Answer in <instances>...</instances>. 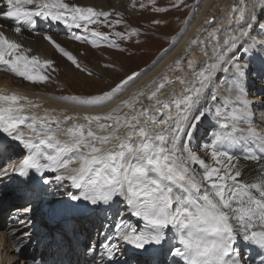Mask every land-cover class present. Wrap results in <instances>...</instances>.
Listing matches in <instances>:
<instances>
[{"label": "snow or ice", "instance_id": "6c2138e0", "mask_svg": "<svg viewBox=\"0 0 264 264\" xmlns=\"http://www.w3.org/2000/svg\"><path fill=\"white\" fill-rule=\"evenodd\" d=\"M0 5V20L10 21L11 30L18 35L44 21L90 34L91 40L75 32L70 38L93 47L99 46V40H107L108 34L89 25L120 23H109V11L67 0H0ZM258 7L264 11V2L234 0L228 9H221L220 20L215 15L206 20L207 25L220 26L212 29L207 42L189 41L190 45H203L204 59L189 57L190 75L176 76L181 87L172 88L163 99L162 90L173 83L167 73L110 111L98 114L57 112L20 92L0 90V134L27 153L11 171L37 185L41 180L43 185L52 183L46 173H54L60 187L78 190L79 194L70 195L77 202L73 208L107 212L115 206L114 232L101 244L105 264H119L116 257L123 253V245L131 246L134 256L148 258L138 259L137 264H150L152 254L163 251L165 242L170 245L165 254L173 258L172 264H253V258L245 254L249 246L264 254V166L255 178L245 179L239 158L229 151L236 145L242 151L252 148L250 141H259L260 151H264V137L252 127L254 116L246 93L252 69L245 57H254L257 48L264 51V39L252 35L258 26V35L264 36V23L256 15ZM8 30V25L0 23V69L33 84L46 83L51 78L47 69L56 71L54 61L29 55L31 49L6 35ZM184 31L186 28L172 46ZM137 34L136 29L127 36L112 33L125 40ZM44 39L76 68L86 70L51 35L45 33ZM110 46L118 47L115 42ZM170 50L165 49L160 58ZM175 63L173 73H183L181 60ZM140 75L133 72L100 95L50 99L85 108L103 107ZM260 79L264 80V72ZM144 99L151 103H143ZM208 120L215 126L202 150L211 163L201 158L193 144L200 126ZM243 158L259 162L261 157L245 151ZM8 171L0 169V177ZM128 217L143 221V226L137 227ZM23 235L31 238L30 232ZM16 251L20 252L19 246ZM88 251L94 254L95 246ZM32 264L42 262L33 260ZM259 264H264V258Z\"/></svg>", "mask_w": 264, "mask_h": 264}, {"label": "bare ground", "instance_id": "6f19581e", "mask_svg": "<svg viewBox=\"0 0 264 264\" xmlns=\"http://www.w3.org/2000/svg\"><path fill=\"white\" fill-rule=\"evenodd\" d=\"M120 1H123V0H67V2L69 3H75L83 7H93L100 11L101 10L108 11L109 7L119 6ZM148 1L152 2L153 0H148ZM262 2H264V0H259L258 5ZM233 3H234V0H203L201 5L198 6V10L196 11V13L193 15V17H191L189 24L182 29L180 28L179 34L185 28H186V31L183 32L182 36H179V39L175 42V46H172L170 43L169 44L170 47L168 46L166 49L170 48L171 50L168 51L166 55H163L162 59L160 57L163 54V51L158 52L159 54L155 57L156 59H154V61L159 60V62L156 63L154 67H152L151 65L150 70L147 73L145 72L146 74L142 78L140 79L137 78L135 79L134 82H130V86H126V90H124L122 94L119 97H117L112 103L107 104L106 106L99 107V108H85V107H79V106H76L70 103H65L59 100L50 99V97H62V96H69V95L63 92L56 91L54 87L57 88L58 86L55 83H50L51 84L50 89L48 88L47 91L41 88L33 89V88L24 87L22 86L20 81L18 80L14 81L13 79L9 78L10 75L4 78L0 77V90H5L7 92H13V91L20 92L22 94L29 96L31 99L41 101L43 104V107L49 108V109H55L57 112L62 111V112H65L66 114H74V113L83 114L85 112H88L89 114H98V113H106L110 111L121 100L128 98L133 92L137 91L138 89L144 88V86L149 84L154 78L160 79L165 73H167L169 79H171L173 83L171 85H168L162 90V95L160 96V98L161 99L166 98L169 92L172 90V88L181 87V85H179V83L176 82V76H180L184 74L190 75L189 70H188V64H187L188 58L195 57L197 60L204 59V56L201 53V47H203V45H201L200 47H197L196 45H190L189 41L198 38L199 40L207 42L208 34L212 31L213 28L219 27L220 25L217 23H213L212 25H207L205 24V21L212 19L213 15H215L216 20H220V18L224 15V12H222L221 9L226 10ZM126 5L130 7L131 3L127 2L124 6L126 7ZM191 10L192 8L189 9V12H191ZM258 10H259V7L256 9V15L257 16L262 15V13L258 15ZM134 11L135 10L131 9L128 12L132 15H135ZM114 20H115V17L110 16L109 21L113 22ZM0 23L6 24L9 26V30L6 32V35H8L11 39H14L22 43L26 48H30L31 51L34 48L36 49V47L45 48L46 46H50V43L44 39V34L46 32L39 33L41 29L52 31V26H55L57 29L56 32H58L60 29H65L66 32L69 31V29H66L64 26H61V25L51 26L47 22L38 21L34 30L30 31L28 29H25L21 34L18 35L14 31L11 30L10 21L0 20ZM258 32H259V28L257 27L253 31V34H252L253 37L255 39H264V37L258 35ZM52 38L56 42H60L64 40L63 42H60V43H64L66 42V39H68V37L58 36V34L57 36L56 35L52 36ZM255 50H256V54L258 55V57L264 60V51H261V50L259 51L257 49ZM29 55H32V53L30 52ZM209 55H211L210 51H209ZM178 59L181 60L180 67L184 69L183 73L181 72L173 73L172 71V69H175L177 67L175 61ZM256 74H259V73H254L251 76H249V78H253V76ZM122 75L123 74L118 75L117 79L120 78L122 80L123 78H125V77H121ZM52 80H53L52 78L49 79V81H52ZM258 87L259 88L254 89L255 96H257L258 94L259 95L264 94V82L263 81L259 82ZM145 90L147 91V89ZM249 101L253 102L255 101V99L253 100L249 99ZM143 103L148 104L151 102H149L147 99H144ZM124 111H127V109H125ZM250 112L252 113V108ZM257 121H258V118H257ZM80 122H83V121H80ZM255 122L256 120L253 121V123ZM206 123H207V126H204V124L201 125L199 132H198V136L202 140L199 142L200 144L199 148L201 149V151L203 149V145L208 141L213 131V127L215 126L214 122H212L211 120L206 121ZM244 127H247V126L245 125ZM252 127L261 137H264V121L262 122V125L256 123L255 125L252 124ZM205 129H207V133L205 132ZM250 143L252 144V148L245 149L243 151L240 149L239 145H236L229 149V151H231L234 154V156L239 158V166L243 172V178L245 179L255 178L261 166H264V151H260L259 141H250ZM245 151L255 152L257 155H259L261 157L259 159V162L244 159L243 156H244ZM203 152L204 151H202V153L198 152V154L201 156V158L203 159L205 158L207 162L211 163L209 156ZM3 153H6L7 155L9 154L11 157L10 158L11 160H9L6 163V165H4V168H7L9 170L8 174L6 176L0 177V179H2V181H0V198L2 199L0 201V264H25L26 257L32 258V259L37 258L38 261L42 260V263H44L43 258L45 256H48L54 264H59V263L63 264L64 259L68 256L67 253L69 251H74V249L72 248H76L77 246L82 244V241L80 240L83 238V236H82V233H78V232L84 231V237H85V234L88 231V229L90 227H95L96 223L95 222L92 223L90 219L83 217L84 218L83 220H76L78 231L75 234V236L77 237H75L74 241L71 238L66 237V235L63 233L64 243L61 241L62 238L61 240L58 238V239H55V242H51L50 245L48 244L46 245V243L39 244L36 238V234H34V232H35V227L40 222L39 220H41L43 212L40 210H36V209L34 210L31 209V211L25 212L24 209L32 208L33 202L36 201V199L38 198V195L42 192L44 196L41 197L42 199L39 200L40 202L54 201L55 198L62 196V191H64V189L67 190V186L60 187V185L56 184V182L53 179L55 174L46 173V176L52 180V183L49 184L51 188L47 192H44L41 190V191H38L36 194H33L34 196L32 197H27L25 195H12L10 191V187L13 183L12 176H10L12 172L11 168L15 164H18L20 160L23 159V157L27 153L24 149H22V147H20L17 144V142H14L11 140L7 142V146ZM198 171H199V168H198ZM40 183L41 184L43 183L42 180ZM65 185H67V182H65ZM55 186L57 188H55ZM69 193L70 195L73 193L76 194L77 191H74L73 189L70 188V186H68V194ZM17 201H21V202L16 203L14 205V203ZM28 221H31V223H28ZM113 221L115 222L114 219ZM129 221L131 222L130 219ZM21 222H24V223H21ZM28 227H30L31 229L28 230ZM25 232L31 233L30 239L23 235ZM49 233H50L49 230L44 231V234L46 236L45 242H47V238H48L47 235ZM53 233L55 235V231ZM23 238H25L24 239L25 246L20 248V253H22L25 256V258L18 260L17 251L14 245L15 243H17L19 240ZM51 238L52 236H50L48 240L49 239L51 240ZM13 239H16L17 241L11 242V240ZM31 245H34L36 250L39 247L42 248V249H39V252H38L39 257H36V255L28 252L29 251L28 249ZM51 246H53L54 248L50 249ZM245 254L250 255V256L255 255V257L258 256V258L257 259L255 258L256 260L253 261V264H259L260 260L264 258V254L261 253L260 249L251 247V246L245 249ZM169 258L170 257H164L162 258L161 262L163 263L167 261ZM168 264H172V259H169Z\"/></svg>", "mask_w": 264, "mask_h": 264}, {"label": "rangeland", "instance_id": "374dc122", "mask_svg": "<svg viewBox=\"0 0 264 264\" xmlns=\"http://www.w3.org/2000/svg\"><path fill=\"white\" fill-rule=\"evenodd\" d=\"M127 2L133 3L134 5L131 4L130 7L126 5L125 7L124 5ZM200 2L202 3L203 0H182V2L181 0H153L152 2H149L148 0L120 1V5L115 6L118 11L116 9L111 10L112 12L117 11L120 13L119 17H117L118 15L116 14L111 15L117 17L116 20H119L120 23L112 24V26H106L105 24L89 25L90 28L108 34L107 41L103 39L99 40V46L93 47L91 43L85 42L83 40L76 41L70 38V33L75 32L76 34L86 35L88 36L89 40H91L92 37L90 34L83 33L82 30L73 29L69 31L70 33H66L63 31L64 29H62L63 34L61 31L58 32V36L68 37L69 39H66V42L64 43H60L64 40L57 43H59L66 51H69L73 56H75L81 66L86 69L85 71H81L72 65L70 61L57 52L56 49L50 44V46H46L45 48L36 47V49H38L36 50L34 48L31 53L32 55L39 56L42 59H50L54 61L53 67L56 69V71L52 72L51 69H47L48 73L53 79L52 81L48 80L46 83L33 84L2 69H0V77L4 78L10 75L9 78L13 79L14 81H20L24 87L33 89L41 88L45 91H47L48 88L50 89V83H55L58 86L57 88L54 87L56 91L63 92L69 96L87 98L90 96L100 95L103 92L110 91L116 86L118 82L121 81L120 78L117 79L118 75L120 74H123L121 77H126L133 72L141 71V75L138 79L142 78L149 71L151 65H153V61L156 59L155 57L159 54L158 52L164 51V49H166L168 46L170 47L169 44L171 43L172 45L173 40L179 34L180 28L182 29L185 27V25L187 26L189 24H186L185 21L187 19L190 20L189 18H191V16L196 13L198 6L201 5ZM258 2L259 0H257V3ZM174 3L179 4V7H173L172 5ZM141 5L144 6L141 7ZM112 7H109L108 11ZM158 7L167 8L168 11L156 13V11L153 9ZM190 8H192L191 12H189ZM131 9H137L135 10V14L137 17L139 16V18L134 21L136 23H133L137 25L133 29H136L138 34L129 36L126 40L112 35L114 32H120L127 36V34L133 30L131 28V21L132 16L134 15L128 12ZM261 13L262 15H260ZM258 15H260L258 16L259 21L264 23V11H260L259 9ZM154 21H159L160 23H154ZM52 29L55 30L56 27L54 29L53 26ZM44 31L46 30L41 29L39 33ZM47 34L51 36H57V34L53 33ZM112 42H115L118 47H111L110 44ZM120 49H123V51ZM257 50L260 51L259 48H257ZM245 59L250 61V67L252 69L247 78L246 93L248 100L255 99V101L250 102L252 108L251 114H253L254 120H256L253 125L256 123L262 125V122L264 121V94H256L257 96H255L254 89L259 88V82H264V80L260 79V74L264 72V63H262L263 59L258 57L256 50L254 57L249 56L245 57ZM241 63H243V61H241ZM254 73L259 74L254 75L253 78H249V76ZM204 126H207L206 122L204 123ZM200 141L202 140L198 136L197 139L193 141V144L194 150L202 153L203 150L201 151L199 147H195L197 144L200 145ZM10 158L11 157L9 154L4 156V160L1 163L0 169L4 168V165H6ZM0 181H2V179H0ZM55 188L57 187L55 186ZM65 192L66 190L64 189L62 194ZM42 196L44 195L40 194L39 198ZM29 229L31 228L28 227V230ZM77 229L78 228H76V231ZM252 258L254 260L255 255H253Z\"/></svg>", "mask_w": 264, "mask_h": 264}]
</instances>
